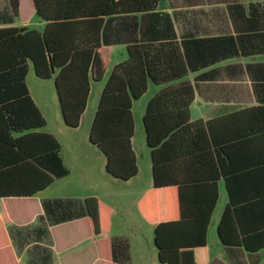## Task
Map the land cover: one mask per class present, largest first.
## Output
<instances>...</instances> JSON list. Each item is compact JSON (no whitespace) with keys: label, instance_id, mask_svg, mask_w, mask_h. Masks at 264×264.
<instances>
[{"label":"crops","instance_id":"crops-1","mask_svg":"<svg viewBox=\"0 0 264 264\" xmlns=\"http://www.w3.org/2000/svg\"><path fill=\"white\" fill-rule=\"evenodd\" d=\"M32 13L39 29L28 27ZM45 24L37 16L33 0H19L17 14L9 0H0V28L42 32ZM99 35L106 61L103 80L114 65L127 58L126 46L135 39L178 43L187 38L210 39L200 55L207 61L205 66L173 81L148 82L158 86L151 97L181 81L190 83L189 122L204 127L205 136L197 142L203 149L165 163L158 172L161 183L154 185L151 149L142 120L138 131L133 114L135 102L146 89L131 106V146L137 173L127 180L115 178L105 170L104 154L88 139L106 80H90L79 125L69 127L62 119L53 77L30 74L29 65L25 82L45 119L37 130L58 140L67 174L55 178L32 198L0 200V264L9 253L16 264H101L97 243L105 239L127 241L126 264H166L158 257L156 226L164 251L168 255L177 252L179 264H264L263 249L248 252L240 245L225 246L217 235V224L229 201L226 175L232 176L236 199L264 192V0H159L152 11L105 16ZM89 103L92 111L86 115ZM89 117L84 133L80 129ZM102 184L118 194L115 216V206L102 199ZM215 187L217 200L207 225L204 255L198 239L194 245L188 244L192 235L199 233L204 220L199 214ZM87 197H96L110 210L109 225L99 234L87 226ZM139 201L149 221L139 213ZM2 213L10 221L5 222ZM260 213L243 212L242 217L249 223H263L264 212Z\"/></svg>","mask_w":264,"mask_h":264},{"label":"trees","instance_id":"trees-1","mask_svg":"<svg viewBox=\"0 0 264 264\" xmlns=\"http://www.w3.org/2000/svg\"><path fill=\"white\" fill-rule=\"evenodd\" d=\"M14 14L19 0H9ZM39 18L46 22L43 31L26 28H0V200L8 197L32 198L55 178L67 174L59 156L60 144L50 133L38 131L45 119L29 94L25 77L29 65L43 79L53 77L55 91L65 125L77 127L85 110L90 80L103 78L106 61L100 42L105 16L148 12L159 0H33ZM142 38V37H141ZM131 41L127 58L116 65L102 88L89 129L88 139L105 156V170L111 176L127 180L137 173L131 146L134 123L132 101L147 89L148 82L165 83L183 77L189 70L206 65L200 56L210 39H182L144 42ZM193 90L188 81L161 89L151 97L142 115L146 143L151 149L154 185L158 172L174 158L203 149L198 138L205 129L199 122H189V105ZM201 124V125H200ZM225 176L229 201L217 224V235L225 246H243L248 252L264 250V222L244 220L243 212H264V192L235 198ZM236 180V179H233ZM235 182V181H234ZM161 183V182H160ZM240 199L242 202H240ZM254 199V200H252ZM217 200L215 191L203 209V223L195 238L206 255L207 225ZM87 226L99 234L109 225V208L96 197L84 199ZM141 216L150 218L142 209ZM5 222L10 221L2 213ZM16 223L14 220H12ZM0 221V226H2ZM158 226L154 241L159 260L179 264L178 253L168 255L160 244ZM194 237V239H193ZM197 244V243H196ZM101 264H126L128 243L123 239H105L97 243ZM3 264H16L13 256Z\"/></svg>","mask_w":264,"mask_h":264},{"label":"rangeland","instance_id":"rangeland-1","mask_svg":"<svg viewBox=\"0 0 264 264\" xmlns=\"http://www.w3.org/2000/svg\"><path fill=\"white\" fill-rule=\"evenodd\" d=\"M38 20L36 19L34 13H32V16H31V23L28 24V27L29 28H32V29H39L37 26H36V22ZM30 74H34V71L32 69V67L30 66V70H29ZM103 80V79H102ZM106 80V78H104L103 81L101 82H104ZM98 88H99V85H98ZM158 86L156 85H153V84H149L148 85V88H147V91L146 93L144 94L143 97H141L139 100H137L135 102V105H134V108H133V114H134V118H135V121H136V130H140V123H141V120H142V113L144 112V108H145V105L148 101V99L153 95V93L157 90ZM93 95H91V99L93 98L92 97ZM91 102V101H90ZM91 103H89V106H88V111L86 113V115L88 114L89 115V112H91L92 110L90 109L91 108ZM92 115V113H91ZM91 117V116H90ZM90 117L88 118L87 122L85 123L84 122V125L81 127V131H83L84 129V133L87 132V126H88V121L90 119ZM194 117V116H193ZM80 131V132H81ZM137 136V135H136ZM100 188H101V196L103 197L102 199L104 201H106L109 205H113V207L115 206V212H114V216L116 215V211L117 209L119 208V203L118 201L116 200V195L118 194H114L112 188L109 189L108 186H106L105 184H102L100 185ZM120 195V194H119ZM121 199H123L122 197H120Z\"/></svg>","mask_w":264,"mask_h":264}]
</instances>
